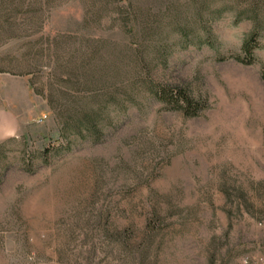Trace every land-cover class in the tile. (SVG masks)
I'll use <instances>...</instances> for the list:
<instances>
[{"label": "rangeland", "instance_id": "1", "mask_svg": "<svg viewBox=\"0 0 264 264\" xmlns=\"http://www.w3.org/2000/svg\"><path fill=\"white\" fill-rule=\"evenodd\" d=\"M87 3L0 0V264H264V36L251 66L216 60L251 31L231 15L175 50L166 80L206 97L199 117L116 111L102 141L64 139L59 37L116 35Z\"/></svg>", "mask_w": 264, "mask_h": 264}, {"label": "trees", "instance_id": "2", "mask_svg": "<svg viewBox=\"0 0 264 264\" xmlns=\"http://www.w3.org/2000/svg\"><path fill=\"white\" fill-rule=\"evenodd\" d=\"M86 2L93 23L110 19L116 35L103 38L88 33L84 38L59 37L58 45L66 59L61 69L67 75L64 83L69 84L71 93H62L57 100L48 99V106L59 121L64 139L102 141L116 111L126 113L130 109L142 111L158 106L160 112L177 113L186 119L199 117L207 108L206 97L166 80L175 50L213 48L210 23L231 15L235 25L249 22L251 31L242 40L238 53L218 54L216 60L251 66L255 63L259 38L264 36V0ZM71 40H80V44L90 48L80 69L71 62L76 50L67 51L64 47Z\"/></svg>", "mask_w": 264, "mask_h": 264}, {"label": "crops", "instance_id": "3", "mask_svg": "<svg viewBox=\"0 0 264 264\" xmlns=\"http://www.w3.org/2000/svg\"><path fill=\"white\" fill-rule=\"evenodd\" d=\"M11 134H12L11 130L8 131L7 129H0V138L9 136Z\"/></svg>", "mask_w": 264, "mask_h": 264}]
</instances>
